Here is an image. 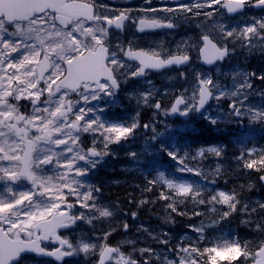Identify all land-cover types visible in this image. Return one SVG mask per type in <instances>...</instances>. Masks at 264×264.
<instances>
[{
  "label": "snow or ice",
  "instance_id": "1",
  "mask_svg": "<svg viewBox=\"0 0 264 264\" xmlns=\"http://www.w3.org/2000/svg\"><path fill=\"white\" fill-rule=\"evenodd\" d=\"M82 3L86 5L84 14L67 20L59 12L60 6L48 0L22 17H6L0 13V264H37L40 258L63 264L66 257L81 255L85 260L95 257L94 264H128L127 255L110 239L117 230L129 229L127 221L115 232H93L91 237L79 234L75 240L58 231L75 226L77 221L84 222L86 216L95 212L101 218L109 215V207L98 201L96 193L100 188L85 185L78 179L86 174L78 164L101 155L95 151L101 142L109 154L110 144L128 138L139 126L138 120L128 125L105 124L100 115L89 111L93 107L91 102L113 96L122 75L121 69L126 67L125 60H135L139 65L136 72L128 74L130 76L173 66L179 69L193 62L191 52L174 56L160 52L161 60L146 63L151 49L138 51L135 39L127 43L121 39L112 42L109 29L114 27L123 31L127 24H132L136 32L159 30L158 25L146 24L145 19L152 14L169 11L186 10L190 16L198 18L205 14V7L198 0L184 3L161 0L159 6H153V0H143L138 8H112L97 0H82ZM217 4L218 0H207L206 3V11L211 13L206 18L213 21L212 26H218L214 19ZM193 5L196 13L192 11ZM249 6L264 9V0H245L244 6H236L235 10L228 5L225 7L227 14L232 15ZM253 19L259 28H245L248 44L240 41L242 47L251 46L253 38L250 33H259V39L264 40V17ZM220 23L224 24L227 40H230L233 32L222 19ZM177 26L174 22L167 24L169 29ZM84 29H91V32ZM94 37L101 39L107 52L106 56L102 54L107 69L104 75L96 79H61L53 84L56 77L65 71V59L72 55L74 46L71 42L76 41L79 45L75 48L78 53L91 47ZM213 39L211 33H202L200 46ZM175 51L180 53L182 50L178 46ZM166 55L170 58L163 59ZM224 58L226 55H222ZM199 63L204 65L205 61ZM212 63L207 61L208 65ZM73 68L72 64L67 65V70ZM177 73L168 79L188 81V72ZM250 80V91L255 90L264 98V73L252 72ZM212 83L210 75L193 70L192 83L173 93L180 98L171 106V112L187 108L189 103H192L189 111L195 109L198 93L202 106L199 111L203 109L210 100L207 93ZM167 94L166 90L162 95ZM160 107L157 103L154 109L159 111ZM228 110L233 112L235 106L229 103ZM209 122L216 124L218 121L210 119ZM142 127L151 130V123ZM82 133L95 134L91 146L82 147ZM61 146L66 158L57 160L58 152L53 149H61ZM217 151L218 146L214 145L200 147L197 155ZM168 155L175 160L178 153L169 152ZM46 166H51V174H42ZM160 179H164L163 175ZM155 187L156 184L150 181L145 191H152ZM173 188L174 183L168 181L167 189ZM175 188L182 196L194 195L191 186L179 184ZM160 189V199L168 200V191L164 187ZM147 202L141 200L139 204L142 206ZM257 203L262 206L261 210L264 209V202ZM77 205L84 211L74 212ZM131 217L135 219L137 212H133ZM188 227L196 234L195 238L186 235L187 239L183 236L173 243L168 233H162L157 244L161 247H140L135 264H153L154 260L162 264H210L212 259H216L214 252L227 254L225 264H264V227L252 228L257 233L254 239H222L214 248L201 247L206 240L203 226L193 224ZM138 230L147 231L142 226ZM101 242L105 245L102 254L98 252ZM233 249L239 253L235 257L231 256Z\"/></svg>",
  "mask_w": 264,
  "mask_h": 264
},
{
  "label": "flooded vegetation",
  "instance_id": "2",
  "mask_svg": "<svg viewBox=\"0 0 264 264\" xmlns=\"http://www.w3.org/2000/svg\"><path fill=\"white\" fill-rule=\"evenodd\" d=\"M204 1H207V0H198V2L201 4L202 7L204 5ZM222 1L223 0H219V4H221ZM243 1L245 2V0ZM164 2L167 3L168 0H164ZM184 2H187V0H171V3H184ZM98 3L110 5L112 8H129V7L138 8L143 4V0H130V5L125 6V7H122L123 3L121 2H117V5L110 1H102ZM160 3H161V0H153V6L160 5ZM247 9H249V11H252V8L250 6L247 7ZM192 11L193 13H196L197 11L194 5L192 6ZM263 13H264V10H263ZM159 16L160 15L158 14H152L149 18H146L145 21L148 19L152 20L154 18H158ZM161 18L164 21H167V23L174 22L178 26L172 30H166V28H164L160 31L158 30V31L136 32L134 25L127 24L123 28V31L117 30L114 27L110 28L109 29L110 40L112 42H115L117 39H121L125 43H127L129 40L135 39L139 45L138 51L142 52L144 49H151L152 52L150 54H153L156 56H160V52L170 53V55L172 56L177 55V54L187 55L188 52H191V55L193 57L192 64L189 66H184L179 69H176V68L172 70L166 69L159 73H154L149 70L145 72L144 77L142 79H139L138 75L136 76L128 75L129 73H133L137 71V68L139 67L138 62H136L135 60H130V59L125 60L124 63L126 64V67L121 69L122 75L118 78L119 79L118 88L113 94V96L112 97H102V99L97 102H91L93 107L89 109V111H92L96 114L98 110H104V111L114 110L116 113L120 112L119 110L121 109H127V110L133 111L138 108V106L134 105V101L137 96H140V89H142L144 93L145 91L148 90L149 86L152 87L153 90L152 92L146 93V95H148L147 99L150 100L151 97L153 96L152 101H156V102L160 101L161 103L160 110L161 111L166 110L169 106V102L171 99V97H168L170 96L171 92L174 93L192 83L193 70L204 73L203 67L199 63L200 61L199 51L201 48L199 42L202 38V33H205L204 29H206L207 27L210 28V30L213 32V35H212L214 38L213 40L216 41L221 47L226 48L228 53H232L233 50L235 49V51L238 52L240 54L239 56L242 58L244 57V55L247 54L248 59H249V64L257 65L259 69L262 68L264 70V40H260L261 42L259 46L257 47L258 49H260L259 51L260 53H259L258 51L251 50L250 47L241 46V43H239L240 41H242L244 45H247L246 40H245L246 38L244 35H242V32L240 34H237L236 36H233L232 39L227 40V34H226L227 32L225 31V28L220 26L217 21L215 22V24L218 26H212L213 23L212 24L210 23L211 19H209L207 22L204 21L202 14L197 18L194 15L190 16L186 10L180 11V12H173V11L170 12L169 11L167 12V14L163 13ZM109 23H111V21H109ZM84 31L90 33L91 29H84ZM166 31H173L172 32L173 35H170V33ZM226 40H227V43H226ZM233 41H237V43H233ZM71 43L73 44L74 49H73L72 55L66 58L65 61H67L68 59H70L71 57L75 55L84 53L86 50H92V52H94L98 44H101V47L105 48L101 39L95 38V37H94L93 44L91 47H89L88 49H82L78 53L75 51V48L79 47L77 42L72 41ZM178 46L182 50L180 53H177L175 51ZM157 49H159V51H157ZM105 54L107 55V52H105ZM168 57L170 56L166 55L163 57V59H166ZM227 61L228 59L226 60V62ZM153 62H155L154 59H150L146 57V63H153ZM178 71L188 72L189 79L187 82H185L184 80L177 78L178 81H177L176 87L175 89L171 91L170 89H167V87H169L170 85L169 79L167 78V76L166 77H160V76L163 73L164 75H167L166 72L177 73ZM105 72L106 71H103L102 75H104ZM63 75H64V72H61L60 75L56 77V80H54L52 83L55 84L57 81H60ZM141 81H146L148 85L141 86L140 85ZM156 85H160L166 88V90L168 91V94L166 96H163L162 94L157 92L158 97L155 96L154 86L156 87ZM153 113H154V105H151L150 107H143L140 112V114L145 117L153 116ZM233 115L236 116L235 113H233ZM81 135L82 136L80 137V139L82 141V147L86 148L88 146H91V142L95 134L82 133ZM116 148H117V142L109 145V151L116 150ZM101 149H106L105 144L103 142L98 143L96 145L95 151L98 153ZM53 150L58 152L57 160H59L58 155L60 154L59 153L60 150L59 149H53ZM81 151L83 150L81 149ZM113 159L114 161L111 164L115 165L117 162V157H114ZM92 160L87 161V162H79L78 166L81 167L82 169H86V167L89 164V169L100 173L101 172V170L99 169L100 165L97 166L93 164ZM104 161L106 164V159H104ZM117 175H118L117 168L115 165L112 168V172L110 174L111 182H114L117 184ZM120 187H121L120 185L118 186L115 185V192H117V190Z\"/></svg>",
  "mask_w": 264,
  "mask_h": 264
},
{
  "label": "rangeland",
  "instance_id": "3",
  "mask_svg": "<svg viewBox=\"0 0 264 264\" xmlns=\"http://www.w3.org/2000/svg\"><path fill=\"white\" fill-rule=\"evenodd\" d=\"M250 17H253L254 18V15H247V18L245 17V19H246V26L249 27V28H251L253 26L257 27L256 21L253 18L250 21L248 20V19H250ZM239 24L240 25L238 27H242L245 24V22L242 21V23H239ZM237 83L238 82H236L234 84L235 87H236V84ZM220 92H222V93H224L226 95H230L231 94V88H230V91H224L223 89L220 88ZM179 184H183L184 186H188L187 183L183 179L180 178L179 180H177L174 183V189H175V191H176L175 185H179ZM210 188L211 187L208 186V189H210ZM210 199L212 200L213 204H215L216 202L217 203L227 204V202L229 201V199H231V196H230V194H228L225 191L214 190L213 191V195H212V197ZM261 208H262V206H260L257 209V211H256V221L258 223L256 222V224H253L252 225V228L257 227V226L264 227V209L261 210ZM241 215L242 216L239 218V221L241 223H242V221H244L245 223H243V224L245 226H247V227L250 228L251 225H249L247 218L244 217L245 214L244 213H241ZM169 220H170V218L167 219V221H169ZM218 223H219L218 221H215V220L213 221V220H210V218L207 219V217L206 218L204 217V218H201V219H199V220H197L195 222H191L188 225L183 226V227H185L184 228V231L176 230V229H170V228L168 229L166 227L156 228L154 226L147 225V224H142L141 223L142 224V227L144 229H146L147 231H140L143 234H141L140 236H138L137 241L138 242H143L144 239L151 238L152 236H155L154 242L155 243H159V238H160V236H161L162 233H168L169 234L170 241H173V242L179 240L183 236L185 237V239H187V236H191L192 238H195L196 234L193 233V232H191L188 226L189 225H193V224H197L198 226H203V228H204V233L203 234L206 237V240H205L204 244L201 245V247H205V246H209V243H210V241L213 238V233H214V231H215V229L217 227L216 225ZM136 227L139 228L140 226H136ZM209 231H211V233ZM79 234H84V233L79 230L77 232V235H79ZM256 237H257V233H255V232L252 231L251 234L246 239H254ZM126 240L127 239H125V241ZM130 242H132V241H130ZM160 247H161L160 245H155L154 246V248H157V249L160 248ZM234 254L235 255L236 254L238 255L239 253L237 251H235ZM160 264H162V262Z\"/></svg>",
  "mask_w": 264,
  "mask_h": 264
},
{
  "label": "water",
  "instance_id": "4",
  "mask_svg": "<svg viewBox=\"0 0 264 264\" xmlns=\"http://www.w3.org/2000/svg\"><path fill=\"white\" fill-rule=\"evenodd\" d=\"M22 4L19 2V5L18 6H21Z\"/></svg>",
  "mask_w": 264,
  "mask_h": 264
},
{
  "label": "trees",
  "instance_id": "5",
  "mask_svg": "<svg viewBox=\"0 0 264 264\" xmlns=\"http://www.w3.org/2000/svg\"><path fill=\"white\" fill-rule=\"evenodd\" d=\"M239 185H241V183H238Z\"/></svg>",
  "mask_w": 264,
  "mask_h": 264
}]
</instances>
